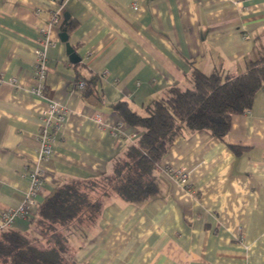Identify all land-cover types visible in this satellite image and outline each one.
Wrapping results in <instances>:
<instances>
[{"label":"crops","instance_id":"0c3cea01","mask_svg":"<svg viewBox=\"0 0 264 264\" xmlns=\"http://www.w3.org/2000/svg\"><path fill=\"white\" fill-rule=\"evenodd\" d=\"M64 13L75 60L59 35ZM42 28L52 44L39 95ZM261 53L264 0H0V216L30 188L49 99L66 119L40 162L35 201L10 225L21 230L55 188L104 172L137 137L112 103L144 114L169 86H188L193 68L237 74ZM93 75L90 88L75 86ZM94 227L70 239L75 264H264V88L232 114L223 141L205 129L176 137L158 163V191L113 199Z\"/></svg>","mask_w":264,"mask_h":264},{"label":"trees","instance_id":"16d2710c","mask_svg":"<svg viewBox=\"0 0 264 264\" xmlns=\"http://www.w3.org/2000/svg\"><path fill=\"white\" fill-rule=\"evenodd\" d=\"M96 78L84 81L82 89ZM190 80L185 87L169 86L144 114L124 100L112 103L138 129L137 137L104 172L55 188L29 219L28 229H0V264H75L70 239L85 238L105 204L115 198L134 203L158 191V163L176 137L205 129L224 140L232 114L247 110L255 92L264 88V53L240 73L224 76L193 68Z\"/></svg>","mask_w":264,"mask_h":264},{"label":"built area","instance_id":"2783aa9c","mask_svg":"<svg viewBox=\"0 0 264 264\" xmlns=\"http://www.w3.org/2000/svg\"><path fill=\"white\" fill-rule=\"evenodd\" d=\"M56 19V18H55ZM39 42L41 47L36 50V57L33 64V75L35 85L33 91L39 95L44 93V79L47 74V60H46V47L52 44L48 36L47 30L42 28L39 35ZM77 88L84 87V81L78 80L75 85ZM43 122L40 125V130L37 135L39 142L38 155L35 161L30 164L28 175L30 177L31 185L23 200V202L16 208L6 209L0 216V229L11 225L13 218L16 214L27 213V209L35 201V196L40 189L43 182L42 170L40 162L49 158L52 152V143L56 137V132L62 128L66 119V108L58 102L49 99L46 110L43 113ZM96 119L99 121V114H95ZM170 172L174 170V177L180 181L186 179V173L179 169L170 167ZM29 214V213H28Z\"/></svg>","mask_w":264,"mask_h":264},{"label":"water","instance_id":"95a60500","mask_svg":"<svg viewBox=\"0 0 264 264\" xmlns=\"http://www.w3.org/2000/svg\"><path fill=\"white\" fill-rule=\"evenodd\" d=\"M69 22H70L69 15L67 13H64L63 19L59 25V29H60L59 35H60L61 40L66 42L67 52L70 53V59L75 60L76 55L74 53V50L70 46L69 42L66 41L67 40V27L69 25Z\"/></svg>","mask_w":264,"mask_h":264}]
</instances>
